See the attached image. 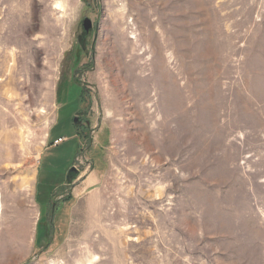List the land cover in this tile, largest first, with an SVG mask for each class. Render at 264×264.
I'll list each match as a JSON object with an SVG mask.
<instances>
[{
    "label": "rangeland",
    "instance_id": "374dc122",
    "mask_svg": "<svg viewBox=\"0 0 264 264\" xmlns=\"http://www.w3.org/2000/svg\"><path fill=\"white\" fill-rule=\"evenodd\" d=\"M0 191V264H264V0H0Z\"/></svg>",
    "mask_w": 264,
    "mask_h": 264
},
{
    "label": "built area",
    "instance_id": "2783aa9c",
    "mask_svg": "<svg viewBox=\"0 0 264 264\" xmlns=\"http://www.w3.org/2000/svg\"><path fill=\"white\" fill-rule=\"evenodd\" d=\"M66 138L64 137H60L58 139L55 140V144H60L61 142H63Z\"/></svg>",
    "mask_w": 264,
    "mask_h": 264
},
{
    "label": "bare ground",
    "instance_id": "6f19581e",
    "mask_svg": "<svg viewBox=\"0 0 264 264\" xmlns=\"http://www.w3.org/2000/svg\"><path fill=\"white\" fill-rule=\"evenodd\" d=\"M25 185V184H24ZM3 208V203H2V197H1V191H0V210Z\"/></svg>",
    "mask_w": 264,
    "mask_h": 264
},
{
    "label": "water",
    "instance_id": "95a60500",
    "mask_svg": "<svg viewBox=\"0 0 264 264\" xmlns=\"http://www.w3.org/2000/svg\"><path fill=\"white\" fill-rule=\"evenodd\" d=\"M86 27L88 28L89 27V22H88V20L86 21Z\"/></svg>",
    "mask_w": 264,
    "mask_h": 264
},
{
    "label": "crops",
    "instance_id": "0c3cea01",
    "mask_svg": "<svg viewBox=\"0 0 264 264\" xmlns=\"http://www.w3.org/2000/svg\"><path fill=\"white\" fill-rule=\"evenodd\" d=\"M54 129V125L51 128V131ZM51 131H50V138H51ZM54 146V145H53Z\"/></svg>",
    "mask_w": 264,
    "mask_h": 264
}]
</instances>
